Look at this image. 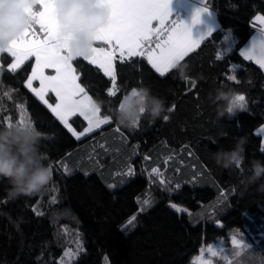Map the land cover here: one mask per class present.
Segmentation results:
<instances>
[{
    "label": "trees",
    "instance_id": "obj_1",
    "mask_svg": "<svg viewBox=\"0 0 264 264\" xmlns=\"http://www.w3.org/2000/svg\"><path fill=\"white\" fill-rule=\"evenodd\" d=\"M206 3L219 26L181 62L183 74L175 69L161 77L142 58L117 60L119 91L108 96L109 79L83 58L73 61L79 82L111 117L80 140L25 87L34 59L11 72L13 58L0 55V132L23 134L5 121L16 123L24 104L23 114L41 133L36 158L52 169L44 190L29 196H10L11 185L0 179V264H60L68 249L76 255L64 257L65 264H194L205 245L221 238L226 247L214 264H264V191L243 182L252 160H264L256 133L264 124V71L240 52L256 29L252 18L264 14V0ZM144 88L165 101L166 111L155 121L145 114L138 126H121L115 113L124 96ZM221 88L233 91L231 100L244 95L246 108L226 113L227 102L215 97ZM48 99L55 102L51 93ZM126 100L138 105L139 95ZM72 123L77 131L87 126L79 117ZM241 137L246 153L239 167L218 166L213 152L231 150ZM129 165L132 176L126 175ZM152 167L165 173V185L149 175ZM233 235L245 247L231 246Z\"/></svg>",
    "mask_w": 264,
    "mask_h": 264
},
{
    "label": "snow or ice",
    "instance_id": "obj_2",
    "mask_svg": "<svg viewBox=\"0 0 264 264\" xmlns=\"http://www.w3.org/2000/svg\"><path fill=\"white\" fill-rule=\"evenodd\" d=\"M99 3L110 8L111 18L109 23L96 34L92 54L83 60L97 67L109 79L111 86L107 89L108 96H116L119 91L117 60L123 64L134 57L142 58L159 76L164 77L178 69L177 66H181V62L200 48L201 44L213 34V29L209 27L206 33L194 38L192 26L172 17V0H99ZM55 13V0H39V7L29 11L32 18L31 26L7 48L0 47V54L7 53L13 58V62L9 65L11 72H16L26 61L34 59V66L31 68V75L27 77L25 87L46 106L54 118L76 140H80L103 125L110 124L111 117L101 114L100 103L89 95L88 90L79 82L80 75L69 55L73 37L62 34ZM205 13L212 15L214 12L204 6L202 0V7L196 10L192 24H201V16ZM251 23L254 28L258 26L259 36L252 37L251 46L241 50V56L245 60L255 61L264 68V14L255 15ZM216 58L222 57L217 55ZM46 70H51L53 74H46ZM226 79L239 83L235 75H228ZM34 81L39 82L38 87L33 86ZM191 83L195 86V81ZM49 93L53 94L54 103H50L47 99ZM132 94L135 95L136 92L133 91ZM127 96L125 95L124 99ZM245 101L244 95H235L227 111L232 112L236 108L244 110ZM19 107L21 109L19 120L13 123L10 117L6 118V127L35 129L30 119L23 114L26 111L25 105L20 104ZM169 110L174 111L175 106ZM141 111L143 112V109ZM74 117L82 118L86 122L87 126L82 131L78 132L73 127ZM164 119L167 120L168 117L165 116ZM138 125L139 120L133 122V127ZM115 131L120 133L119 127ZM260 131L264 132V128ZM100 148L104 149L105 145L101 143ZM92 150L95 152V148ZM261 150L264 151V147ZM188 154L191 155L190 152ZM145 159L150 157L146 156ZM59 166L65 172L69 171L66 163L59 162ZM176 171H179V168ZM153 174L159 177L160 185H165V173L159 167H152L149 175ZM126 175H134V169L130 165ZM55 202L53 197V203ZM170 207L177 212L187 211L176 204ZM37 214L42 213L37 212ZM136 218L135 215L132 216L127 224L131 225ZM230 243L234 248L245 247L243 241L235 235L231 237ZM207 252L212 257L217 255L211 247L207 248ZM74 255L76 253L71 249L64 253V257L69 259ZM64 257L61 258L60 264H65ZM194 264H213V262L205 260L202 251Z\"/></svg>",
    "mask_w": 264,
    "mask_h": 264
},
{
    "label": "clouds",
    "instance_id": "obj_3",
    "mask_svg": "<svg viewBox=\"0 0 264 264\" xmlns=\"http://www.w3.org/2000/svg\"><path fill=\"white\" fill-rule=\"evenodd\" d=\"M38 7L39 0H0V47L7 48L31 26L29 11ZM55 8V17L62 34L73 37L70 43L71 59L74 61L90 56L96 34L110 21V8L101 5L99 0H55ZM177 67L183 74V68L180 65ZM133 91L139 95V104L134 106L129 100L123 99V107L120 104L115 113L121 126L133 127V122L145 114L155 121L166 111L165 101L152 96L147 88L132 89L129 97ZM233 95L231 89L221 88L215 92V97L226 101L227 107L231 106ZM149 99L150 103L147 102ZM226 113L234 114L235 111L226 109ZM40 136L41 133L36 129H24L22 135H13L6 130L0 132V179H6L11 185L9 194L12 197L38 194L52 179L51 167L36 158ZM245 144L246 138L241 137L231 150L213 152V159L218 166L232 170L245 159ZM243 182L258 184V190L264 191V160H252L251 174Z\"/></svg>",
    "mask_w": 264,
    "mask_h": 264
},
{
    "label": "crops",
    "instance_id": "obj_4",
    "mask_svg": "<svg viewBox=\"0 0 264 264\" xmlns=\"http://www.w3.org/2000/svg\"><path fill=\"white\" fill-rule=\"evenodd\" d=\"M206 2H207V0H204V6H207ZM200 7H202V0H172V3H171L172 17L174 19H179V20L187 23L189 26H192L194 38H199V36L201 34L206 33L209 27H211L214 31L219 26L218 14L214 9L210 8L209 6H207L209 8V10L213 11L214 13L212 15H209L206 13L202 14V16H201L202 23L198 24V25H193L192 24L193 17L195 15L196 10L199 9ZM253 36H259L258 26L255 29V31L253 32V34L251 35V37L241 47V50L246 49V48L251 46V40H252ZM241 50H240V52H241ZM12 62H13V60H12ZM253 62L255 63V61H253ZM0 65H1V59H0ZM33 66H34V64H33ZM262 70L264 71V68H262ZM46 74H53V73L51 70H46ZM33 86L38 87L39 82L34 81ZM47 99H48V97H47ZM262 128H264V124L261 125L256 130V133L258 135H260V137H261V141L264 140V132L260 131Z\"/></svg>",
    "mask_w": 264,
    "mask_h": 264
},
{
    "label": "rangeland",
    "instance_id": "obj_5",
    "mask_svg": "<svg viewBox=\"0 0 264 264\" xmlns=\"http://www.w3.org/2000/svg\"><path fill=\"white\" fill-rule=\"evenodd\" d=\"M69 55H70V48H69ZM104 126V125H103ZM96 131V130H95ZM79 132V131H78ZM262 147H264V140L261 141V149ZM211 247L214 251L217 252V255H219L220 253H222V251L225 249L226 247V243H225V240L223 238L219 239L218 241L214 242V243H211V244H208V245H205L200 253L194 258V261L201 256V253L203 251V258L205 260H212L213 264H214V257H212L208 252H207V248Z\"/></svg>",
    "mask_w": 264,
    "mask_h": 264
}]
</instances>
